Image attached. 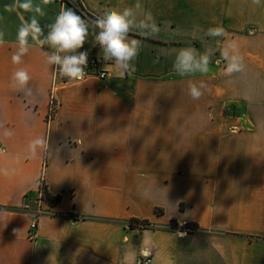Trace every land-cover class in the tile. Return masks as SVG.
Instances as JSON below:
<instances>
[{"label":"crops","instance_id":"0c3cea01","mask_svg":"<svg viewBox=\"0 0 264 264\" xmlns=\"http://www.w3.org/2000/svg\"><path fill=\"white\" fill-rule=\"evenodd\" d=\"M11 2L0 0V264H134L141 253L151 264H264V0H33L45 32L62 7L91 24L79 3L95 18L150 13L159 27L129 33L141 47L124 77L90 27L79 51L107 76L74 81L54 78L35 45L13 64L21 15L33 13H8ZM215 27L226 35L206 36ZM230 42L244 67L229 76ZM188 47L212 49L207 73L173 69ZM20 68L31 96L10 86ZM192 84L204 85L199 99ZM52 87L58 107L47 120ZM38 136L51 148L32 157ZM40 179L58 203L40 196Z\"/></svg>","mask_w":264,"mask_h":264},{"label":"clouds","instance_id":"9594fccd","mask_svg":"<svg viewBox=\"0 0 264 264\" xmlns=\"http://www.w3.org/2000/svg\"><path fill=\"white\" fill-rule=\"evenodd\" d=\"M45 4L50 0H43ZM253 4L259 5L261 0H252ZM141 7L139 3L135 6ZM8 13H17L20 10L32 12L29 19L21 15V24L17 29V50L12 55L13 64H21L23 57L35 45L44 52L45 63L54 78H67L70 81L80 80L85 75L88 63V52L79 51L83 48L89 35V28L94 32V40L101 50L104 61L114 64L119 70L120 77L135 71L133 61L141 47V41L130 36L133 30L141 33L155 35L159 32L151 14H145L143 19H137L132 8L118 10L109 8L102 15L91 21H85L72 8L62 7L54 22L46 25L47 32L41 26L37 17L46 15L44 9L33 0H12L4 5ZM225 31L222 27L209 28L206 36L223 37ZM5 33L0 31V44L4 42ZM213 51L206 48L204 52L188 47L181 48L175 58L173 69L180 75L188 73H207ZM226 61V75H232L243 69V57L238 52L235 42H230L222 53ZM31 76L26 69L16 70L11 77L10 86L22 91L25 96H31L32 90L28 86ZM204 85H189L188 94L192 99H199L202 95L201 89ZM6 136H11V131H5ZM49 139L38 136L31 140L27 146V152L35 157L39 151L48 153L50 151Z\"/></svg>","mask_w":264,"mask_h":264},{"label":"built area","instance_id":"2783aa9c","mask_svg":"<svg viewBox=\"0 0 264 264\" xmlns=\"http://www.w3.org/2000/svg\"><path fill=\"white\" fill-rule=\"evenodd\" d=\"M89 74H93L95 76H97L98 78H105L107 76V71L105 69H102L99 67V59L93 56H89L88 57V63H87V68L85 70V75H89ZM84 75V76H85ZM64 81L68 80L67 78H62ZM53 90L54 87H52V90L50 92V97H49V101H48V111H47V120H50L58 107V103L57 100L53 94ZM43 181L42 179H40L39 181V187H40V196L44 197V192H43ZM39 212V210H38ZM36 218H34L30 225H29V231H33L36 227ZM130 226H134V227H146L149 226V224L143 220H139V219H133L130 221ZM190 227L188 226H183L182 228H179L178 231L180 234H184L188 231H190ZM152 262V256L149 253H141L140 256L135 260L134 264H151Z\"/></svg>","mask_w":264,"mask_h":264},{"label":"trees","instance_id":"16d2710c","mask_svg":"<svg viewBox=\"0 0 264 264\" xmlns=\"http://www.w3.org/2000/svg\"><path fill=\"white\" fill-rule=\"evenodd\" d=\"M78 11L84 15L86 18H88L89 20H94L96 19L95 17H93L90 13H88L83 7L82 5L79 3L77 6ZM43 192H44V198L50 203V204H56L60 201V196L56 195V196H51L50 193L46 190V187L43 183ZM156 212L159 213L160 210L156 209Z\"/></svg>","mask_w":264,"mask_h":264}]
</instances>
